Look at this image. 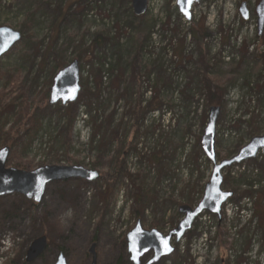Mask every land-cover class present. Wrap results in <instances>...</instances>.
<instances>
[{
    "label": "rangeland",
    "instance_id": "obj_1",
    "mask_svg": "<svg viewBox=\"0 0 264 264\" xmlns=\"http://www.w3.org/2000/svg\"><path fill=\"white\" fill-rule=\"evenodd\" d=\"M260 1L198 0L188 20L177 0H148L140 16L133 0H0V27L21 33L0 58V89L24 83L30 102L47 105L42 128L28 147L11 148L7 167L100 173L93 182H54L40 203L0 198V264H54L61 251L69 264H91L93 243L98 264H132L125 238L139 219L163 234L178 225L179 207L201 201L213 171L201 147L210 107H221L218 161L264 134ZM74 60L78 99L50 105L55 75ZM2 102L0 125L9 132L20 106L11 96ZM223 175L234 195L221 217L202 213L157 264H263L264 151ZM41 236L47 250L27 261Z\"/></svg>",
    "mask_w": 264,
    "mask_h": 264
},
{
    "label": "water",
    "instance_id": "obj_2",
    "mask_svg": "<svg viewBox=\"0 0 264 264\" xmlns=\"http://www.w3.org/2000/svg\"><path fill=\"white\" fill-rule=\"evenodd\" d=\"M198 0H177L180 12L186 19H191V8ZM134 13L143 15L148 10V0H133ZM244 19L249 14L245 3L240 7ZM258 16V31L262 34L264 29V0H261L256 8ZM21 38V33L7 26L0 27V58L6 54ZM80 68L79 61L74 60L60 69L53 79L49 104L62 105L75 102L80 94ZM220 106H211L208 122L201 138V147L206 157L213 164V171L209 182L205 186L201 201L195 206L182 205L179 212L184 214L178 225L168 234H163L158 229H145L139 219L125 238L129 261L132 264H157L162 259L171 256L175 252L174 243H179L185 234L192 229L196 219L208 211L221 217L224 204L234 195L232 191L222 188L224 183L223 171L234 165L255 159L260 151L264 150V134L256 135L240 150L229 158L218 161L216 154V126ZM11 147L0 148V198L21 194L33 203H40L45 197L47 188L54 182L71 179H83L93 182L100 177L96 170H90L80 165H45L34 170H24L16 167H7ZM49 246L46 236L36 238L27 251V261L38 259L45 253ZM97 243H93L89 253L92 256L91 264H98ZM171 249L170 251L168 249ZM152 253V256L147 258ZM54 264H69L67 256L61 251ZM264 264V262H263Z\"/></svg>",
    "mask_w": 264,
    "mask_h": 264
},
{
    "label": "trees",
    "instance_id": "obj_3",
    "mask_svg": "<svg viewBox=\"0 0 264 264\" xmlns=\"http://www.w3.org/2000/svg\"><path fill=\"white\" fill-rule=\"evenodd\" d=\"M61 65H65L61 63ZM25 85L22 83L18 87H13L10 93H6L4 89H0V110L3 107L8 106L6 103L4 106L2 105V100L6 98L8 100L11 96V101L14 105H19L20 110L17 112V117L15 119V124L6 132L4 129V125L6 123L0 125V147L3 145H9L13 150L18 148L19 145L28 147L31 144L32 137L35 136L39 130L42 128V120L38 118L39 113L42 111L44 113L47 109V105L44 106V100L37 104L30 102L28 98L27 89L30 91L29 88L25 89ZM211 89V88H210ZM16 95H13L14 93ZM210 96L212 99L216 98V94H211ZM23 100L18 104V101ZM214 102V101H213ZM154 103V102H153ZM152 103V105H153ZM68 116L72 115V110L70 109V113H67ZM97 129H99L97 127ZM29 139V140H28ZM16 167L20 169H25L28 167L27 164L16 163ZM32 205H35L31 203Z\"/></svg>",
    "mask_w": 264,
    "mask_h": 264
},
{
    "label": "snow or ice",
    "instance_id": "obj_4",
    "mask_svg": "<svg viewBox=\"0 0 264 264\" xmlns=\"http://www.w3.org/2000/svg\"><path fill=\"white\" fill-rule=\"evenodd\" d=\"M168 250L170 251L171 249L169 248Z\"/></svg>",
    "mask_w": 264,
    "mask_h": 264
}]
</instances>
